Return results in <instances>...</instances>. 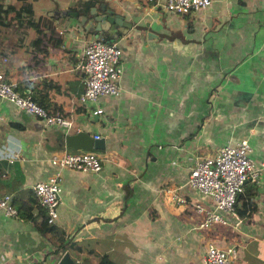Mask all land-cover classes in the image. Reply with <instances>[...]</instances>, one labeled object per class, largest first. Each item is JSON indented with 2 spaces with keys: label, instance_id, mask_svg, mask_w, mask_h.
<instances>
[{
  "label": "crops",
  "instance_id": "crops-1",
  "mask_svg": "<svg viewBox=\"0 0 264 264\" xmlns=\"http://www.w3.org/2000/svg\"><path fill=\"white\" fill-rule=\"evenodd\" d=\"M75 2L0 0L2 78L72 121L45 125L0 97V195L33 216L0 214V264L58 259L35 225L43 208L31 185L58 169L50 157L73 150L62 136L76 130L104 145L93 150L99 170L60 168L53 223L81 244L73 259L92 249L117 264H206L212 243L233 248L229 264H264V167L244 180L233 213L203 226L195 204L214 203L187 184L195 156L243 137L249 157L264 161V0H210L181 15L153 1H98L124 19L111 39L121 49L120 91L84 102L82 49L98 36L80 22L89 11L68 14Z\"/></svg>",
  "mask_w": 264,
  "mask_h": 264
},
{
  "label": "built area",
  "instance_id": "built-area-1",
  "mask_svg": "<svg viewBox=\"0 0 264 264\" xmlns=\"http://www.w3.org/2000/svg\"><path fill=\"white\" fill-rule=\"evenodd\" d=\"M153 1L160 9L176 14H186L191 10L208 6L210 0H147ZM121 49L115 42H107L99 38L89 39L82 49V59L79 64L84 72L83 90L78 96L81 102L94 100L102 95H117L119 93L118 79L122 72L120 61ZM0 97L12 101L25 112L40 117L45 125H61L69 129L72 121L58 113H51L43 106L33 101L28 95L18 94L13 85L0 74ZM100 107L92 109V113L101 112ZM98 137L97 134L93 135ZM250 145L247 138H240L235 143H226L212 155L195 156L189 168L187 184L200 195L210 198L214 206L205 207L195 204L197 210L204 212L200 226L213 220L224 221L221 212H234L237 194L243 188L247 178L258 177L259 169L264 167V161L256 164L248 155ZM50 162L58 167L45 179L31 185L33 195L43 208L48 220L56 216V206L62 201L60 187V168L68 167L77 170L100 169V158L93 151L80 149H63L50 157ZM0 214L16 216L8 193L0 195ZM233 248H219L209 243L205 252L206 264H229Z\"/></svg>",
  "mask_w": 264,
  "mask_h": 264
},
{
  "label": "water",
  "instance_id": "water-1",
  "mask_svg": "<svg viewBox=\"0 0 264 264\" xmlns=\"http://www.w3.org/2000/svg\"><path fill=\"white\" fill-rule=\"evenodd\" d=\"M99 8L100 11L97 10ZM91 17L86 19L85 15H80V22L84 24L87 31H92L94 36L117 38L118 32H123L120 26H124L123 17L115 13L112 9L105 7L103 3L97 6H91L89 9ZM68 14L77 15L76 11H70ZM63 143L72 149L93 151L103 147V138L89 135L84 130L67 132L62 136ZM54 264H78L67 251H63Z\"/></svg>",
  "mask_w": 264,
  "mask_h": 264
},
{
  "label": "trees",
  "instance_id": "trees-1",
  "mask_svg": "<svg viewBox=\"0 0 264 264\" xmlns=\"http://www.w3.org/2000/svg\"><path fill=\"white\" fill-rule=\"evenodd\" d=\"M100 0H76L74 9L76 12H87L89 11L91 6L96 5ZM100 40L111 42V38L109 37H99ZM14 91L15 88L13 86ZM18 94H21L20 92L16 91ZM22 95V94H21ZM28 96L35 101V99L28 94ZM36 102V101H35ZM37 103V102H36ZM33 196L32 201H38L37 198ZM11 200V199H10ZM16 209V208H15ZM17 213L20 214V217L23 219H29L33 216L30 214L28 210H19V207L16 209ZM36 227L41 232H48L51 236V243L52 248L51 250L47 251V253L51 254L53 258H56L61 255L63 251L73 252V251H80L83 250L81 244L77 243L74 240H70L66 236H64L63 231L56 226L53 221L48 220L47 215L45 214L44 210H41V213L39 214V219L35 222ZM86 256L83 255L82 259H78V264H90L88 262V258L93 257L94 262L91 264H117L116 262L110 260L105 254H100L92 249H85ZM75 260V259H74Z\"/></svg>",
  "mask_w": 264,
  "mask_h": 264
}]
</instances>
